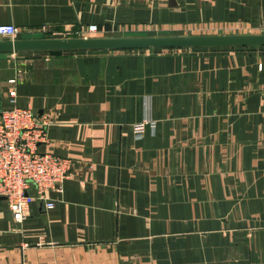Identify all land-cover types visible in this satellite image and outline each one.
Masks as SVG:
<instances>
[{"label": "crops", "instance_id": "0c3cea01", "mask_svg": "<svg viewBox=\"0 0 264 264\" xmlns=\"http://www.w3.org/2000/svg\"><path fill=\"white\" fill-rule=\"evenodd\" d=\"M0 23L17 38L89 23L88 36L256 33L264 0H0ZM263 59L257 46L0 51V107L14 89L50 117L35 150L71 159L51 207L33 199L16 222L0 198V264H264Z\"/></svg>", "mask_w": 264, "mask_h": 264}, {"label": "built area", "instance_id": "2783aa9c", "mask_svg": "<svg viewBox=\"0 0 264 264\" xmlns=\"http://www.w3.org/2000/svg\"><path fill=\"white\" fill-rule=\"evenodd\" d=\"M95 30V24L72 30H53L54 35L87 36ZM17 27L12 23H0V39L17 38ZM260 47L264 53V46ZM264 73V59L256 64ZM20 74L19 69L16 70ZM12 83L15 77L7 79ZM264 98V84L262 87ZM9 107H0V198L9 210L13 221L19 222L28 211L33 199L42 201L44 207L53 205L46 197V191H60L62 181L71 173V159L66 156L35 150L36 143L46 137V128L51 120L46 113H36L27 107L14 104V89L8 91ZM264 121V107L262 109ZM145 124L153 126L154 121L143 118L132 124L134 137H140ZM32 187V191L28 189ZM150 264V263H144Z\"/></svg>", "mask_w": 264, "mask_h": 264}, {"label": "water", "instance_id": "95a60500", "mask_svg": "<svg viewBox=\"0 0 264 264\" xmlns=\"http://www.w3.org/2000/svg\"><path fill=\"white\" fill-rule=\"evenodd\" d=\"M264 46L256 33L66 36L0 39V51Z\"/></svg>", "mask_w": 264, "mask_h": 264}, {"label": "rangeland", "instance_id": "374dc122", "mask_svg": "<svg viewBox=\"0 0 264 264\" xmlns=\"http://www.w3.org/2000/svg\"><path fill=\"white\" fill-rule=\"evenodd\" d=\"M242 32H243L242 29H238L237 27H232V28L221 27L216 29H209L202 27L201 29L198 28L188 29L185 31L184 34H221V33H242ZM144 35H153V34H144ZM156 35H165V34H156Z\"/></svg>", "mask_w": 264, "mask_h": 264}, {"label": "trees", "instance_id": "16d2710c", "mask_svg": "<svg viewBox=\"0 0 264 264\" xmlns=\"http://www.w3.org/2000/svg\"><path fill=\"white\" fill-rule=\"evenodd\" d=\"M49 51H54V50H49Z\"/></svg>", "mask_w": 264, "mask_h": 264}]
</instances>
